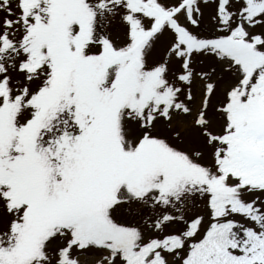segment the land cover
Here are the masks:
<instances>
[{
  "label": "snow or ice",
  "instance_id": "snow-or-ice-1",
  "mask_svg": "<svg viewBox=\"0 0 264 264\" xmlns=\"http://www.w3.org/2000/svg\"><path fill=\"white\" fill-rule=\"evenodd\" d=\"M0 264H264V0H0Z\"/></svg>",
  "mask_w": 264,
  "mask_h": 264
}]
</instances>
